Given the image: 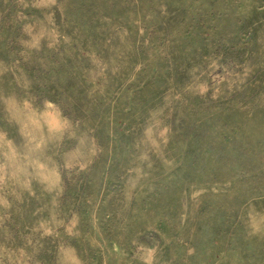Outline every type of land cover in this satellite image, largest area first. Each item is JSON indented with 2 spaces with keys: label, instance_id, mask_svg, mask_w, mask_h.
I'll use <instances>...</instances> for the list:
<instances>
[{
  "label": "rangeland",
  "instance_id": "obj_1",
  "mask_svg": "<svg viewBox=\"0 0 264 264\" xmlns=\"http://www.w3.org/2000/svg\"><path fill=\"white\" fill-rule=\"evenodd\" d=\"M0 264H264V0H0Z\"/></svg>",
  "mask_w": 264,
  "mask_h": 264
}]
</instances>
